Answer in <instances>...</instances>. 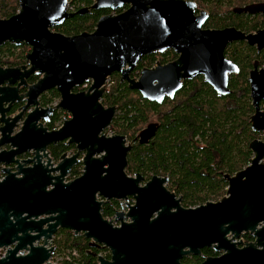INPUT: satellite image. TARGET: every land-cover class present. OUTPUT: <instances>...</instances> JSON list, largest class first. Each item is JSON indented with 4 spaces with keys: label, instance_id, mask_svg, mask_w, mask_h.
<instances>
[{
    "label": "water",
    "instance_id": "1",
    "mask_svg": "<svg viewBox=\"0 0 264 264\" xmlns=\"http://www.w3.org/2000/svg\"><path fill=\"white\" fill-rule=\"evenodd\" d=\"M125 4V12L100 18L93 33L71 37L51 31L87 12L68 13V0H19V12L0 20V47L31 48L26 66L0 68V251H5L0 264H51L60 230L82 236L90 249L109 253L106 258L94 252L95 264H183L184 257H199L203 249L220 256L203 258L200 264H264V142L250 143L253 157L243 170L223 175V198L184 208L182 198L166 188L167 178L153 176L141 187L140 175L126 174L132 144L124 136L99 137L116 108L104 109L98 102L114 73L150 103L173 100L183 81L198 76L216 94L227 96L229 79L239 69L225 58V49L240 41L264 52V29L250 34L235 28L202 31L207 14L195 18V5L181 0H98L91 9L115 11ZM237 11L264 15V3ZM168 49L179 55L177 61L131 78L143 57ZM33 74L40 78L29 85ZM88 81L92 86L86 94L71 95ZM248 83L255 112L251 130L264 134V69L258 62ZM51 90L61 101L45 113L61 109L72 119L47 132L37 124L38 98ZM30 107L34 111L23 119ZM82 130L90 134L83 173L66 182L75 159L62 158L54 165L47 147L66 139L75 144ZM29 153L33 158L22 159ZM96 154L102 156L94 158ZM128 198L134 203L126 213H116L114 221L103 217V205ZM243 233L255 241L242 244Z\"/></svg>",
    "mask_w": 264,
    "mask_h": 264
},
{
    "label": "trees",
    "instance_id": "2",
    "mask_svg": "<svg viewBox=\"0 0 264 264\" xmlns=\"http://www.w3.org/2000/svg\"><path fill=\"white\" fill-rule=\"evenodd\" d=\"M258 2L264 0H207V9L214 16L210 24L255 32L264 27V17L236 16L227 11ZM74 5L70 3L69 7L73 9ZM18 10L19 0H0V19L9 18ZM220 11L225 15L216 18L215 14ZM96 18L95 15L72 18L58 32L71 37L90 31ZM227 55L240 65L242 73L230 79L231 93L225 97H217L209 86L198 80L187 83L173 101L157 105L128 90L117 78L112 80L114 84L105 97L108 104L118 107L111 127L113 133L124 136L132 144L127 156V174H139L146 180L167 176L169 190L182 198L184 208L223 198L227 188L223 175L233 176L251 159L248 146L255 135L250 129L252 107L245 77L254 59L264 64V53L258 58L253 48L238 43L228 48ZM152 122L158 124L155 134L147 142L136 141V136ZM105 212L111 215L110 209ZM88 243L82 236L74 237L66 230H60L54 238L56 255L75 250L79 254L78 264H95L96 259L89 250L109 257L106 252L90 249ZM202 252L211 254L207 249ZM195 262L199 260L187 261Z\"/></svg>",
    "mask_w": 264,
    "mask_h": 264
},
{
    "label": "flooded vegetation",
    "instance_id": "3",
    "mask_svg": "<svg viewBox=\"0 0 264 264\" xmlns=\"http://www.w3.org/2000/svg\"><path fill=\"white\" fill-rule=\"evenodd\" d=\"M97 1L98 0H84V3H83L82 0H68V7H69L70 3H75L74 8L72 10L69 11L68 7H67V12L68 13L76 14V13H78L80 11H83V10L87 11L83 15H76L75 17H85V16H92V15L93 16L94 15L97 16V18H96L97 20L93 23V26H92L91 30L90 31H84L83 33H89V34L93 33L95 28H96V24H97V22L99 21L100 18L106 17V16H110V15L115 16V15L121 14V13L125 12L129 8V5L125 4L121 8L116 9L115 11H112L111 9H105V8L98 9V10L91 9V7H93L96 4ZM181 1L186 2V3H191V4L195 5L194 11H193L195 18L201 17L202 13H206L207 14V19L205 20V22L201 26V30L202 31H207V30H210V31H222V30L227 29V28H235L234 26H226V27H223V28H217V27L211 26L210 22L213 20L214 16H213L212 12L207 9L208 8L207 4H206L207 0H181ZM258 3H264V2H258ZM258 3H252V4H258ZM249 5H251V4H249ZM239 8L240 7H234V8H231L227 12L228 13L231 12L232 14H234L236 16L245 15V14L238 13L237 10ZM18 12H19V10H18ZM215 15L217 16L216 18H223V16L225 14L220 11V12H217ZM13 16H11V17H13ZM248 16H250V15H248ZM256 16L264 17V15H253L251 17H256ZM11 17L6 18V19H0V20H7V19H10ZM75 17H73V18H75ZM67 21H65L62 25L51 29V31L54 32V33L61 34V33L58 32L59 31L58 29H60V27H62ZM235 29L240 31V32H243V31H241V30H239L237 28H235ZM263 29H264V27L259 29V30H257V31H260V30H263ZM257 31L251 32V33H256ZM243 33L250 34V33H246V32H243ZM61 35H63V34H61ZM66 37H68V36H66ZM238 43L246 44L245 42L235 41V42L229 44L227 46V48L225 49V52H224L225 58L228 59L229 61H231L239 69V74L231 75L230 79L234 78V77H238L242 73V69H241L240 65L238 63H236V62H233L229 58V56L227 55L228 48L230 46L236 45ZM247 46L250 47V48H253L255 50V56H257L258 58L261 56L262 53H264L263 51L258 53L257 50L255 49V47H251L249 45H247ZM30 51H31V48L29 46H26V45H22L20 47H14V46H12L10 44H6V45L0 47V68L6 70V69H12V68H21V67L26 66L27 65L26 57H27V55L29 54ZM178 58H179V55L176 53V51L174 49H168V50H166L163 53H154V54L145 56V57H143L140 60V62L138 63V65H137V67L135 69V71L132 72L131 78L137 79L138 76H139V73L143 69H152V68L156 67L157 65L166 66V65L174 63L175 61H177ZM255 62L259 63V70L262 69V68L264 69V64L262 65L259 59L256 58V59L253 60V62L251 63L250 67L248 68V70L246 72V77H245V80H246V82L248 84V87H249V83H248L249 75H250V72L253 70V65H254ZM139 64H142L140 69H138L139 68ZM39 78H40L39 76L33 74L32 76H30L27 79V83L29 85H32V84L36 83ZM116 78L118 79V82L120 84H124L127 87L126 83H124V82L122 83L120 81V75L117 74V73L112 74L107 79V81H106V83L104 85V89L105 90L102 93V95H101V97H100L98 102L104 109H110L112 107H115L116 108V113L114 115V118H113L110 126L106 130H104L102 133H100L99 137L106 136L107 138H109V137L118 135V134L113 133V131L111 129L112 123H113L114 119L116 118V116L118 114V107L108 104L106 99H105V97L109 94V92L111 90V86L114 84V82L112 80L116 79ZM230 79H229V81H230ZM198 80L202 81L205 85L209 86L208 84H206L204 82V77L203 76H198V77L193 78L192 80L183 81L182 82L183 83V87H182V89L179 92H181L183 90L184 86L187 83L193 82V81H198ZM91 86H92V82L88 81L85 84H82V85H80L78 87L73 88L70 93H71V95L86 94L89 91V89L91 88ZM212 91H213V89H212ZM21 92H23V91H21ZM249 92H250V90H249ZM178 93H176L174 99L176 98ZM216 95H217V97H225V96H221L219 94H216ZM166 100L173 101V100H170V99L166 98L164 100V102ZM60 101H61V95L56 90L48 91V92L42 94L38 98L39 110H40L41 114L39 115L40 119H39V122L37 124L38 125H40V124L43 125V128H45L47 130V132L58 131V130L62 129L64 124L67 121L72 119V115L70 113H68L66 111H63L61 109L53 110L50 114L45 113L47 111V109H51V108H54L55 106H57L60 103ZM250 102H251V99H250ZM154 104H157V103H154ZM162 104H157V105H162ZM251 107H252V113H251L249 122L251 120V117L255 113L254 112V108L252 106V102H251ZM18 108H19V106L15 107L14 109H12L11 112L9 114H7V116L14 115ZM34 109H35L34 107L28 108L24 112L23 119L26 117L27 114L33 112ZM260 111L261 112L264 111V102L263 101L260 102ZM150 126H151V129H149L146 132V134H144L142 137H140V133H141L140 132L136 136L135 140L139 141V142H142V143L149 141V139L155 134V131H156L157 127H158V124H157V122L149 123L144 129H148V127H150ZM250 129H251V123H250ZM108 132H112L113 135L112 136H108ZM251 132L255 135V138L251 142H253L255 140L264 142V134L263 133H254L252 130H251ZM88 135H90L89 131H88ZM87 136H86V133L82 130V133L80 132L79 135L76 137L78 140L76 141L75 144L74 143H70V140L66 139V140L59 141V142H57V143H55L53 145H49L47 147L48 156H49V158L51 159V162L54 165H57L58 163H60L62 161V158H65V159L74 158L75 159V164L71 167L70 171L65 176L66 179L68 177H70L72 180H74L76 178H79L82 175V173H83V169H84L83 162H84V158L86 157V154H87V151H86L85 148H89L88 143H87V139H88ZM119 136H122V135H119ZM127 143H130V142L127 141ZM250 143H249V145H250ZM248 148H249V146H248ZM249 151H250V149H249ZM250 153H251V158H252L253 157L252 152L250 151ZM100 156H102V154H96L94 156V158H100ZM31 158H33V155L31 153L26 154V155H24L22 157V159H24V160L31 159ZM127 168H128V166H127ZM127 168H126L125 172L127 171ZM0 174L3 176V174L1 172H0ZM126 174H127V172H126ZM129 177H133V176H129ZM141 177L143 178V182L140 184L141 187H143L152 178L151 177L149 180H146L143 176H141ZM158 177L167 178L168 179V184L165 185V186L169 190V188H168L169 182H170L169 178L167 176L166 177L158 176ZM169 191L173 192L171 190H169ZM176 197L179 198L177 195H176ZM99 201H100V199H99ZM133 203H134V201L131 198H128L127 200H123V201L111 200L110 202H108L107 204L102 206L101 214L103 215V214L106 213L105 209H110L111 215H106L105 214L106 215L105 219H109V220H113L114 221L116 213H126L127 210H128V204H133ZM181 205H182V201H181ZM114 224L117 225L116 223H114ZM239 241L242 244L245 245V244L252 243L255 240L249 234L243 233L240 236ZM207 250H209V249H207ZM202 251H201V256H199V257H192V256L184 257L183 260H182V263L183 264H190V263H187L188 260H192L194 258H197V260H199V262H195V263H192V264H200L203 261V258L220 256L219 253H215L212 250H210L211 254H204ZM89 252L92 253V254L94 253V251H90V250H89ZM100 252H106L109 255V253L107 251H100Z\"/></svg>",
    "mask_w": 264,
    "mask_h": 264
},
{
    "label": "built area",
    "instance_id": "4",
    "mask_svg": "<svg viewBox=\"0 0 264 264\" xmlns=\"http://www.w3.org/2000/svg\"><path fill=\"white\" fill-rule=\"evenodd\" d=\"M68 10H72L70 7H68ZM3 179V176L0 174V180ZM2 255L1 257L5 254V251H0ZM101 256H104V254H100ZM79 259V254L77 251L73 250L72 252H67L62 255H56V252L52 254V258L50 260L51 264H78L77 260Z\"/></svg>",
    "mask_w": 264,
    "mask_h": 264
},
{
    "label": "rangeland",
    "instance_id": "5",
    "mask_svg": "<svg viewBox=\"0 0 264 264\" xmlns=\"http://www.w3.org/2000/svg\"><path fill=\"white\" fill-rule=\"evenodd\" d=\"M109 84V83H108ZM113 134H112V132H108V136H112ZM68 181H72V179L70 178V177H68L67 179H66V182H68ZM0 255H2V253L0 252Z\"/></svg>",
    "mask_w": 264,
    "mask_h": 264
}]
</instances>
